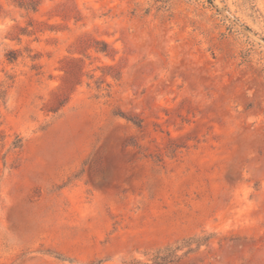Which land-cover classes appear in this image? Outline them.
I'll list each match as a JSON object with an SVG mask.
<instances>
[{
	"label": "rangeland",
	"instance_id": "1",
	"mask_svg": "<svg viewBox=\"0 0 264 264\" xmlns=\"http://www.w3.org/2000/svg\"><path fill=\"white\" fill-rule=\"evenodd\" d=\"M176 246L264 264V0H0V264Z\"/></svg>",
	"mask_w": 264,
	"mask_h": 264
},
{
	"label": "trees",
	"instance_id": "2",
	"mask_svg": "<svg viewBox=\"0 0 264 264\" xmlns=\"http://www.w3.org/2000/svg\"><path fill=\"white\" fill-rule=\"evenodd\" d=\"M15 145L16 148L21 147V144L16 143ZM190 241H192V239L189 241H185V243H189ZM179 250H180V246H176V247H168L162 251H159L157 253V256H155L153 260V264H169L173 262V260L177 258V252Z\"/></svg>",
	"mask_w": 264,
	"mask_h": 264
}]
</instances>
